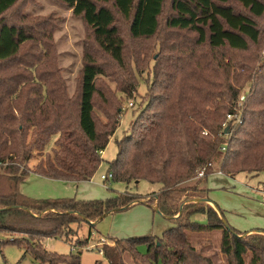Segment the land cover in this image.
<instances>
[{
  "label": "trees",
  "instance_id": "trees-1",
  "mask_svg": "<svg viewBox=\"0 0 264 264\" xmlns=\"http://www.w3.org/2000/svg\"><path fill=\"white\" fill-rule=\"evenodd\" d=\"M19 1L0 0V62L15 59L32 37L24 27L4 20ZM60 1L83 18L102 51L101 59L107 56L112 62H98L93 54L86 55L80 87L72 97L52 70L32 73L25 68L17 76L0 77V232L22 235L9 241L41 264H81V252L61 255L49 251L44 239H70L73 224L94 226L112 212L146 204L173 225L161 236L112 237L113 244L101 249L110 264H128L126 257L134 264H214L197 250L189 232L215 231L222 232L221 252L227 264H264V230L241 232L232 227L224 210L210 203L207 187V168L217 160L227 176L264 173V87L251 81L243 106L238 105L246 82L264 68H245L238 61L225 60L226 52L257 51L262 29L255 18L264 16V0H173L174 14L167 25L193 32L196 45L211 51L214 60L204 57L201 68L157 70L148 103L118 141L116 158L108 162L110 180H146L161 184L159 191L146 196L125 191L106 200L36 199L21 191L31 174L82 181L91 180L99 170L102 153L119 127L122 102L134 98L137 91V74L127 59L117 13L129 21L132 38H152L159 31L166 2ZM219 55L225 68H215ZM105 76L115 79L122 101L99 85ZM99 99L106 121L97 114ZM236 109L242 120L225 132L227 115ZM56 134L53 157L31 167L34 153L45 149ZM226 135L227 141L223 139ZM203 169L205 176L198 177ZM176 193L181 197L174 204ZM197 214L206 215L207 221L193 220ZM88 240L78 238L75 247L82 248ZM141 245H146L145 253Z\"/></svg>",
  "mask_w": 264,
  "mask_h": 264
},
{
  "label": "rangeland",
  "instance_id": "rangeland-1",
  "mask_svg": "<svg viewBox=\"0 0 264 264\" xmlns=\"http://www.w3.org/2000/svg\"><path fill=\"white\" fill-rule=\"evenodd\" d=\"M172 3L173 0H166L160 17L159 31L152 38H132L128 30L129 21L116 11L127 44V59L130 68L135 75L137 74V91L134 98L123 100L119 127L103 151L104 160L94 177L91 180L71 181L52 179L34 173L21 184L23 193L36 199L106 200L125 191L146 196L161 189V184L146 180L117 182L103 180L102 175L109 173L108 162L117 156L118 141L129 131L131 123L148 103L153 92L151 90L155 72L159 69L169 71L167 69L173 70L177 67L201 68L205 66L202 62L206 56L210 61L214 60L211 51L196 45V35L193 32L180 31L167 25L169 17L174 14ZM235 4L237 8H241L240 4ZM255 19L262 29V42L257 47V51L236 54L226 52L225 60L230 59V63L238 61L244 64L245 68H264V16ZM4 20L24 27L32 37L22 46L15 59L0 62V77L17 76L21 72L24 73L25 68H30L32 73L35 70L44 72L52 70L66 83L68 94L72 97L79 90L86 55L93 54L98 62H112L107 56L101 59L102 51L94 39L92 29L82 17L75 15L73 9L60 0H20L5 15ZM198 58L200 61L197 60ZM218 61L220 64H217ZM215 66V68H225L221 55L218 56ZM261 70H257L246 82L245 88L241 90L239 102H245L252 82L259 84L261 88L264 87V71ZM249 72L246 71L244 74ZM255 75L258 79H254ZM20 80L23 81L22 77ZM116 83L114 78L106 76L99 80V85L112 90L113 95L116 94L115 97H120L122 101ZM109 94L111 95V92H108V96ZM130 103L134 105L131 106ZM99 104L97 114L106 121L100 111L102 106L100 99ZM226 128L229 129V126L227 125ZM204 132L206 133L207 130ZM232 133L231 130L230 134ZM58 138L59 134L53 135L45 149L34 153L29 165L33 167L39 161L49 156L53 157ZM228 138V135L223 137L225 141ZM212 163L213 167L207 168L208 197L224 210L227 222L241 232L264 230V173L240 172L235 177L219 175L218 172L222 171L221 162L217 160ZM179 194H175L174 204L180 200L181 194ZM189 195H192V192ZM193 220L206 222L207 217L204 214H197ZM172 225L170 219L153 207L137 204L108 214L95 226L86 222L73 224L74 233L70 239L49 237L44 239L43 243L49 251L61 255L81 252V264H110L101 249L104 244H113L112 237L161 236ZM19 236L22 235L0 232V264H41L24 248L9 241ZM189 236L197 250L210 257L214 264H227L226 256L221 252L222 232H189ZM78 238H89V240L85 246L77 248L75 242ZM139 249L145 253L147 247L141 245ZM125 261L134 264L129 257H126Z\"/></svg>",
  "mask_w": 264,
  "mask_h": 264
},
{
  "label": "built area",
  "instance_id": "built-area-1",
  "mask_svg": "<svg viewBox=\"0 0 264 264\" xmlns=\"http://www.w3.org/2000/svg\"><path fill=\"white\" fill-rule=\"evenodd\" d=\"M130 105L132 106V103H130ZM238 105L241 107L243 105V101L239 102ZM242 116L243 115H242L241 111L236 109V111L234 113H230L227 115L226 122L224 123V127H227V125L229 126V125H235V124L240 123L242 120ZM206 134H207V132H206ZM222 150L223 151L226 150V145H224L222 147ZM208 167H213V163L211 162ZM218 174L222 175V171H219ZM203 176H205V170L204 169L200 170L198 173V177H203ZM112 177H113L112 173L102 175L103 180H110Z\"/></svg>",
  "mask_w": 264,
  "mask_h": 264
},
{
  "label": "crops",
  "instance_id": "crops-1",
  "mask_svg": "<svg viewBox=\"0 0 264 264\" xmlns=\"http://www.w3.org/2000/svg\"><path fill=\"white\" fill-rule=\"evenodd\" d=\"M41 196V195H40ZM211 204H213L214 206H215V202H210ZM137 205V204H136ZM102 220V219H101ZM99 222V221H98ZM98 222H96V223H94V226L98 223ZM114 238V237H113ZM125 238H127V237H125Z\"/></svg>",
  "mask_w": 264,
  "mask_h": 264
},
{
  "label": "water",
  "instance_id": "water-1",
  "mask_svg": "<svg viewBox=\"0 0 264 264\" xmlns=\"http://www.w3.org/2000/svg\"><path fill=\"white\" fill-rule=\"evenodd\" d=\"M227 131H228V128L225 129V132H227ZM112 213H113V212H112ZM110 214H111V213H110ZM106 216H107V215H105L104 217H106ZM104 217H103V218H104ZM103 218H102V219H103ZM94 223H95V222H94Z\"/></svg>",
  "mask_w": 264,
  "mask_h": 264
}]
</instances>
